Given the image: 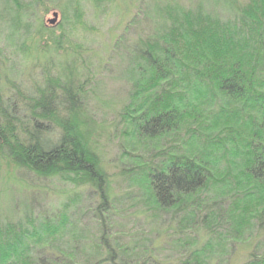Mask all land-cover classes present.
I'll use <instances>...</instances> for the list:
<instances>
[{
	"label": "trees",
	"instance_id": "obj_1",
	"mask_svg": "<svg viewBox=\"0 0 264 264\" xmlns=\"http://www.w3.org/2000/svg\"><path fill=\"white\" fill-rule=\"evenodd\" d=\"M221 1L139 0L112 44L129 88L120 120L144 151L118 174L120 194L87 82L60 55L87 8L99 15L114 0H0V43L42 77L34 96L4 76L0 156L71 187L58 206L0 221V264H230L236 244L241 264H264V0L234 20L212 11ZM56 2L61 35L39 16Z\"/></svg>",
	"mask_w": 264,
	"mask_h": 264
},
{
	"label": "rangeland",
	"instance_id": "obj_2",
	"mask_svg": "<svg viewBox=\"0 0 264 264\" xmlns=\"http://www.w3.org/2000/svg\"><path fill=\"white\" fill-rule=\"evenodd\" d=\"M138 1L114 0L112 3L114 6L104 7L105 10L99 15L93 11L89 12L90 8H87L83 25L73 31H65V38L61 41L60 46L62 47L60 55L68 51L69 55L71 54L69 63L72 67L74 66L75 72L76 70L80 72L81 80L87 82L85 84V88L89 89L87 107L94 123L100 129L98 130L100 137L97 136L98 151L101 154L103 166L111 176L113 188L116 193L120 194L129 188L124 181L122 183L117 178L118 174L138 163L140 157L144 155V151L142 147H139V142L130 135L131 130L120 120L119 110L127 100L129 88L118 77V60L112 59L109 54L112 44L123 33L125 24L135 12ZM249 1L222 0L217 8L215 6L212 8V11L218 13L223 19L234 20ZM46 5L48 4L46 3ZM58 5L60 3L56 2L53 4L54 7H40L43 10L39 8V16L43 19L49 33L61 35V27L66 24V19ZM113 9H115L114 13ZM47 10L50 12H46ZM55 13L58 14V18L52 24ZM42 39L43 43L41 44L46 49L49 42H44L46 38L42 37ZM3 46L4 44L0 43L2 59L0 73L4 74L0 76V89L8 87L6 85L9 84L4 77L7 76L9 80L20 85L25 91L34 96L37 95L36 90L42 85L41 69L37 62L30 61L28 69L24 71L19 54L14 57L11 55V51L5 50ZM32 48L37 56L33 43ZM39 51L44 52V50ZM73 55L76 57L75 62ZM56 59L63 58L57 56ZM56 63L58 64V62ZM10 70L14 73L13 76ZM210 111L211 109L207 114ZM180 136L184 139L190 138L186 129L181 131ZM166 143L165 139L154 141L149 143L148 150H160ZM70 191L71 187L59 182L58 179L40 178L34 173L17 168L0 156L1 222H5L7 219H21L27 212V206L32 207L30 209L32 213L39 208L50 209L53 206H58ZM234 250L230 264H241L246 259L247 249L236 244Z\"/></svg>",
	"mask_w": 264,
	"mask_h": 264
},
{
	"label": "water",
	"instance_id": "obj_3",
	"mask_svg": "<svg viewBox=\"0 0 264 264\" xmlns=\"http://www.w3.org/2000/svg\"><path fill=\"white\" fill-rule=\"evenodd\" d=\"M57 18H58V14L55 13V14H54V20H52V24H54V23L57 21Z\"/></svg>",
	"mask_w": 264,
	"mask_h": 264
}]
</instances>
